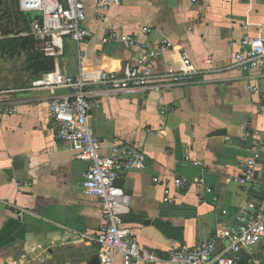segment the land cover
<instances>
[{
    "label": "crops",
    "instance_id": "crops-1",
    "mask_svg": "<svg viewBox=\"0 0 264 264\" xmlns=\"http://www.w3.org/2000/svg\"><path fill=\"white\" fill-rule=\"evenodd\" d=\"M85 26L92 36L80 44L65 38L58 58L33 47L12 56L9 65L2 61L7 51L0 42V86L27 85L34 77L30 52L34 60H47V70L84 75L101 153L126 144L147 154L145 168L119 178L131 199L123 219L142 247L166 258L172 247L218 238L225 227L238 229L241 214L253 216L264 204V73L235 67L234 56L245 35L264 40V0H127L102 19L95 1L88 0ZM144 26L150 32L142 33ZM112 29L139 33L149 44L173 43L154 59L155 73L179 70L183 53L199 73L188 84L162 91L126 92L98 83L103 70L121 74L127 62H135L137 48L104 42ZM81 51L87 54L83 62ZM67 93L21 91L11 98L19 111L0 114V264H93L99 257L97 243L80 236H95L104 223L101 199L84 191L91 163L58 139L48 115V101ZM255 149L261 157L253 182L245 184L238 178ZM186 155L202 164L186 161ZM175 176L192 183L177 187ZM197 178L204 179L203 187L193 181ZM166 187L171 203L164 200ZM217 243L219 249L227 245ZM238 262L264 264V243L242 248ZM114 264H121L119 257Z\"/></svg>",
    "mask_w": 264,
    "mask_h": 264
},
{
    "label": "built area",
    "instance_id": "built-area-1",
    "mask_svg": "<svg viewBox=\"0 0 264 264\" xmlns=\"http://www.w3.org/2000/svg\"><path fill=\"white\" fill-rule=\"evenodd\" d=\"M88 0H20L21 11L33 14L30 28L19 36L33 37L35 48L47 58H58L64 54L65 38L80 44L92 36L85 26ZM97 15L102 19L106 12L115 5L127 0H94ZM246 28V27H245ZM144 26L142 33L150 32ZM139 33H122L109 30L104 42L119 41L128 47L137 48L135 62H127L119 74L116 71L103 70L97 80L114 90L162 91L167 88L188 84L195 80L199 73L188 54H182L181 68L157 74L154 71V59L164 55L173 48V43L163 39L149 44L141 41ZM241 49L235 53L234 66L241 70L258 69L264 73V40L245 35ZM249 47V48H248ZM87 54L81 51L80 59L85 61ZM213 56L207 60L212 62ZM89 81L83 74L66 75L58 67L44 71L33 77L24 87L0 86V114L13 115L19 111V105L11 100L15 93L43 89H67L68 93L53 97L48 101V115L56 124L58 139L70 142L78 159L91 163L84 180V191L101 199L104 223L95 236L80 233L83 239H93L99 247L102 264H114L117 257L121 264H239V252L248 245L264 243V204L253 215L241 214L238 229L225 227L218 233V238L198 242L193 246L172 247L166 258L141 246L131 228L125 223L123 215L130 212V195L116 181L123 172L143 169L147 165V154L133 146L118 144L112 147L109 154H102V141L90 122L93 103L87 91ZM260 92V88L253 87ZM165 112L166 107H162ZM261 157V151L255 149L246 161L243 174L238 180L251 184L254 180L255 167ZM186 161L201 165V160H193L190 155ZM159 182V178H154ZM195 183L204 186V179L197 178ZM173 182L177 187H187L191 180L175 176ZM207 191H212L207 188ZM166 202H173L169 187L165 189ZM26 210H20V217ZM227 245L219 249L218 240Z\"/></svg>",
    "mask_w": 264,
    "mask_h": 264
},
{
    "label": "trees",
    "instance_id": "trees-1",
    "mask_svg": "<svg viewBox=\"0 0 264 264\" xmlns=\"http://www.w3.org/2000/svg\"><path fill=\"white\" fill-rule=\"evenodd\" d=\"M21 14L24 19L23 27L17 32L15 35L11 36L12 30L10 29H0V36H3L5 39L0 41L1 44H4L6 46V51L11 55L14 56L17 53H20L22 49H29L30 51L33 50V47H35L34 40L32 37H20L18 34L25 30L26 28L30 27V21L31 19H28V13H25L21 11ZM33 52H30L29 60L33 62L34 60Z\"/></svg>",
    "mask_w": 264,
    "mask_h": 264
},
{
    "label": "rangeland",
    "instance_id": "rangeland-1",
    "mask_svg": "<svg viewBox=\"0 0 264 264\" xmlns=\"http://www.w3.org/2000/svg\"><path fill=\"white\" fill-rule=\"evenodd\" d=\"M0 19L4 28H10L12 30L13 34L11 35H15L17 32H19L24 24V19L19 6V0H0ZM12 59V56H10V54L7 52V55L4 56V60L2 61H8L7 64H11Z\"/></svg>",
    "mask_w": 264,
    "mask_h": 264
},
{
    "label": "water",
    "instance_id": "water-1",
    "mask_svg": "<svg viewBox=\"0 0 264 264\" xmlns=\"http://www.w3.org/2000/svg\"><path fill=\"white\" fill-rule=\"evenodd\" d=\"M32 64H33V75H34V77H38L41 72L46 71L48 69L47 60L45 58L35 59V60H33ZM116 183L118 185L122 186L121 179H118L116 181ZM93 264H101L100 258L99 257L95 258Z\"/></svg>",
    "mask_w": 264,
    "mask_h": 264
}]
</instances>
